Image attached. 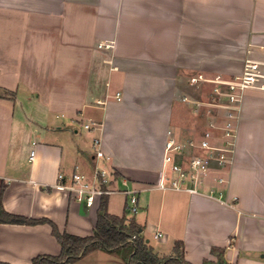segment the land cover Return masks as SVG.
<instances>
[{
  "label": "crops",
  "instance_id": "obj_1",
  "mask_svg": "<svg viewBox=\"0 0 264 264\" xmlns=\"http://www.w3.org/2000/svg\"><path fill=\"white\" fill-rule=\"evenodd\" d=\"M246 61L233 162L208 179L226 180L228 204L157 189L167 132L196 138L205 123L182 97H213V83L190 78L228 81ZM94 165L111 171V215L124 214L121 191H138L127 216L157 256L180 242L189 264H264V0H0V206L91 236L100 200L53 185ZM60 250L47 223H0V263ZM73 264L125 262L95 251Z\"/></svg>",
  "mask_w": 264,
  "mask_h": 264
},
{
  "label": "built area",
  "instance_id": "obj_2",
  "mask_svg": "<svg viewBox=\"0 0 264 264\" xmlns=\"http://www.w3.org/2000/svg\"><path fill=\"white\" fill-rule=\"evenodd\" d=\"M200 82L213 83V97L203 101L186 96L182 102L192 105L199 110L200 117L205 118L202 131L196 138L178 139L172 131L167 132L163 149L162 172L156 188L162 191L184 192L190 195L210 197L221 204H228L224 198L221 185L226 183L222 177L215 184H208L209 172L212 169H224L233 162L237 138V122L242 94L250 86L249 61H246L241 75L231 80H207L202 75L190 78L188 85L196 86ZM117 100H120L117 98ZM86 129L95 128L94 123L84 125ZM95 156L103 158L100 141L94 139ZM34 152H31L32 158ZM111 171L101 165H94L89 176L75 166L69 175L59 173L53 188L66 192L72 200L88 201L104 195L118 193L108 188ZM207 187L203 192L202 187ZM126 196L125 211L128 215H136L139 211L137 190L120 192ZM234 200V199H233ZM163 238L160 232L153 235L158 241Z\"/></svg>",
  "mask_w": 264,
  "mask_h": 264
},
{
  "label": "trees",
  "instance_id": "obj_3",
  "mask_svg": "<svg viewBox=\"0 0 264 264\" xmlns=\"http://www.w3.org/2000/svg\"><path fill=\"white\" fill-rule=\"evenodd\" d=\"M0 223L49 224L52 236L60 245V254L57 256H36L32 259V264H73L95 251L115 254L125 264H189L184 260L183 246L180 242L174 244L172 256H157L153 248L146 243L140 227L132 217L127 216L126 211L120 217L108 212L107 195L100 198L97 221L91 236L78 237L65 232L62 233L54 223L47 219L32 220L10 215L1 206Z\"/></svg>",
  "mask_w": 264,
  "mask_h": 264
},
{
  "label": "rangeland",
  "instance_id": "obj_4",
  "mask_svg": "<svg viewBox=\"0 0 264 264\" xmlns=\"http://www.w3.org/2000/svg\"><path fill=\"white\" fill-rule=\"evenodd\" d=\"M150 244H152L153 245V241H151V243ZM103 252V251H102ZM104 253H106V252H104ZM113 256H117V255H115V254H112Z\"/></svg>",
  "mask_w": 264,
  "mask_h": 264
},
{
  "label": "water",
  "instance_id": "obj_5",
  "mask_svg": "<svg viewBox=\"0 0 264 264\" xmlns=\"http://www.w3.org/2000/svg\"><path fill=\"white\" fill-rule=\"evenodd\" d=\"M148 242V241H147Z\"/></svg>",
  "mask_w": 264,
  "mask_h": 264
}]
</instances>
